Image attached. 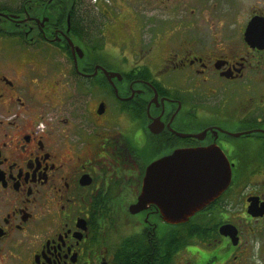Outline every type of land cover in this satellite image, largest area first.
Segmentation results:
<instances>
[{"label": "flooded vegetation", "instance_id": "obj_1", "mask_svg": "<svg viewBox=\"0 0 264 264\" xmlns=\"http://www.w3.org/2000/svg\"><path fill=\"white\" fill-rule=\"evenodd\" d=\"M194 148L231 180L173 260L264 264V0H0V264L159 262L179 225L130 208Z\"/></svg>", "mask_w": 264, "mask_h": 264}, {"label": "water", "instance_id": "obj_2", "mask_svg": "<svg viewBox=\"0 0 264 264\" xmlns=\"http://www.w3.org/2000/svg\"><path fill=\"white\" fill-rule=\"evenodd\" d=\"M218 154L219 158L217 155L214 160L218 174L214 179L209 178L207 169L204 174L200 168L208 164L206 159L202 164L199 160L210 155L206 150H174L172 154L156 160L146 169L142 196L130 211L136 212L149 203L158 202L164 222L186 223L210 200L221 194L231 180L227 158L220 151ZM230 228L235 229L229 224L220 226L219 231L226 233L225 230Z\"/></svg>", "mask_w": 264, "mask_h": 264}, {"label": "trees", "instance_id": "obj_3", "mask_svg": "<svg viewBox=\"0 0 264 264\" xmlns=\"http://www.w3.org/2000/svg\"><path fill=\"white\" fill-rule=\"evenodd\" d=\"M205 223L203 222L202 213H198L191 222L187 223V225H183L178 228L179 235L176 236V240L174 243L170 242V235L166 234L163 238L165 241V253L163 259L159 262H155L152 264H171L173 262V254L177 251V249L186 246L187 240L193 236L197 238H203L205 233ZM168 240V242H166ZM158 252H152V250L148 248H143L139 250H134V252L130 255H126L122 259H131L134 260V264H151L149 262L150 258H156ZM129 264V263H126Z\"/></svg>", "mask_w": 264, "mask_h": 264}, {"label": "rangeland", "instance_id": "obj_4", "mask_svg": "<svg viewBox=\"0 0 264 264\" xmlns=\"http://www.w3.org/2000/svg\"><path fill=\"white\" fill-rule=\"evenodd\" d=\"M181 254H183V253H181ZM172 264H178V257L175 260H173Z\"/></svg>", "mask_w": 264, "mask_h": 264}]
</instances>
